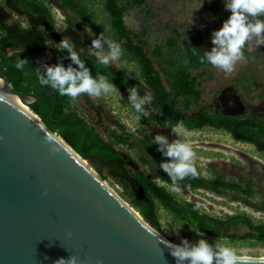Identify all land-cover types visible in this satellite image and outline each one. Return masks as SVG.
Returning a JSON list of instances; mask_svg holds the SVG:
<instances>
[{
  "label": "trees",
  "instance_id": "trees-1",
  "mask_svg": "<svg viewBox=\"0 0 264 264\" xmlns=\"http://www.w3.org/2000/svg\"><path fill=\"white\" fill-rule=\"evenodd\" d=\"M6 1L10 6L11 14L27 15L32 19L39 18L41 25L46 28L44 32L38 34L42 39V50L48 47V42L60 39L57 35L52 34L55 30L54 20L43 2L40 0ZM56 1L60 3L62 10L71 12L80 23L89 27L93 32H97L92 15L84 7H81L80 1ZM104 1L105 10L112 18V27L116 31L117 41L140 65L144 86L126 72L114 69L112 65L104 67L98 64L96 57L90 54L85 46L82 48L77 44L76 50L94 76L98 72L106 75L116 85L126 102L129 95L128 90L131 87H137L141 95L145 91H151L156 99L151 106H147L150 115L142 117L146 121L164 123L172 127L177 122H182L185 130L190 132L205 127L222 129L229 132L235 140L250 143L258 150L264 151L263 121H257L253 117L203 110V96L206 87H203L201 79L209 74L211 65L201 64L200 57L205 51L204 45L212 31L202 37L193 31L186 33L188 36L182 41V49L177 48L178 41L172 38L165 45L151 46L146 40L147 31L136 32L128 27L125 20L126 14L131 8L141 7L146 0ZM204 1H206L215 21L213 31L217 30L230 14L225 10L223 0ZM9 17L10 14L6 12H3V16L0 17V76L3 72L7 82L12 84L17 93L44 97L51 89L40 85L35 69L29 64L31 61L23 71H19L15 68L17 59L15 53L5 50L13 45L16 33H27L18 31L12 23L10 24ZM66 19L67 23L72 22V19ZM80 49L83 51L81 52ZM54 53L55 57L49 59L47 64L59 63L60 59L66 55L58 49ZM174 54L176 57H173ZM20 58L31 59L30 54L26 55L24 52L20 53ZM63 62L67 66L71 61L64 59ZM53 95V99L45 97L31 109L53 133L61 136L76 153L89 161L97 172L104 174L107 170L109 176L114 177L127 192L131 203L152 228L160 229L157 205L161 204L194 229L208 236L232 241L264 243V224H256L249 217L243 215L218 219L200 214L191 206L177 201L168 190L160 186L157 180L169 186L173 185L167 174L159 167L160 162L167 158L157 151L158 146L152 145L151 139L146 136L135 138L126 132L124 126L117 124V129L112 132L110 140L107 141L85 119L81 118L79 111L75 108L78 98L73 102L69 97H62L57 92L53 91ZM81 96L88 97L84 94ZM128 105L131 107L130 104ZM132 110L134 111V109ZM117 146L129 149L138 146V161L146 167L149 166L148 171L154 173L141 170L138 161L133 160ZM197 171L199 173L197 177H187L183 181H179L176 186H189L195 190L224 195L232 201L239 200L237 195L249 196L252 194V187H249V184L242 185L227 181L220 175L213 179H207L201 175L198 168ZM244 201L256 211L264 214V201L260 205Z\"/></svg>",
  "mask_w": 264,
  "mask_h": 264
},
{
  "label": "rangeland",
  "instance_id": "rangeland-1",
  "mask_svg": "<svg viewBox=\"0 0 264 264\" xmlns=\"http://www.w3.org/2000/svg\"><path fill=\"white\" fill-rule=\"evenodd\" d=\"M40 1L45 4L53 16L57 30L55 31L58 35H65V33L79 35L87 50L92 40L101 32L117 41L116 31L112 27V18L105 10L104 0H78L81 7L92 15L97 27L96 33L80 23L74 14L62 10L60 3L56 0ZM124 1L126 0H121V2ZM0 8L10 16L14 14L10 13V6L6 0H0ZM65 18L72 19V22L67 23ZM125 20L128 27L136 32L146 30V40L151 46L165 45L172 38L178 41L177 48L179 49H182V41L188 36L186 33L193 31L202 37L213 31L215 26L214 18L204 0H146L141 7L131 8ZM40 30L45 31L41 27ZM63 38L50 42L54 50H56V44ZM72 41L74 42L73 39ZM212 46L211 38H209L204 48L210 50ZM173 57H176V54ZM118 64L119 68L112 67L126 72L144 86L139 63L125 50ZM201 82L203 87H206L203 96L204 111L253 117L257 121L264 122V45L257 46L255 39L246 45L244 59L236 64L233 72L225 73L211 66L209 74L202 78ZM93 102L101 112L97 111L86 97L82 96L78 97L75 108L79 111L81 118L85 119L107 141L110 140L112 132L117 129V124H123L126 132L135 138L146 136L153 140L157 133L167 135L170 140L177 138L172 133V126L168 124L138 120L137 114L117 89L111 95L97 98ZM30 110L33 111L31 108ZM185 131L190 134L184 135L182 139L189 143L196 153L195 166L204 178L213 179L220 175L227 181L242 185L249 184L248 186L252 187V194L237 195L239 200L232 201L224 195L195 190L188 186H176L179 191H174L173 187L162 185L160 180H157V183L165 187L177 201L191 206L200 214L218 219L243 215L256 224H264V214L256 211L244 201L247 200L253 205H260L264 201V151L258 150L250 143L235 140L229 132L222 129L205 127L197 131ZM117 148L138 161V146L134 149L121 146ZM82 160L122 200L137 210L126 192L108 176L97 172L89 161ZM138 163L141 170L154 173L148 171L149 166L146 167L139 161ZM157 215L160 229H153L173 243H180L184 238L193 243L201 238L207 239L210 243L217 239L206 234L203 237L198 236L190 224L161 204L157 205ZM174 230H178V234L174 233ZM223 241L234 250L238 257L264 258V243Z\"/></svg>",
  "mask_w": 264,
  "mask_h": 264
},
{
  "label": "water",
  "instance_id": "water-1",
  "mask_svg": "<svg viewBox=\"0 0 264 264\" xmlns=\"http://www.w3.org/2000/svg\"><path fill=\"white\" fill-rule=\"evenodd\" d=\"M65 36L83 48L79 35H57ZM3 74L0 264H55L71 255L79 264H176L165 244L169 240L135 216L36 113L26 112L8 97L13 94L31 108L45 97L53 98V92L44 97L17 93ZM47 135L56 137L60 151H52ZM104 174L126 192L107 170ZM237 264H264V258L239 257Z\"/></svg>",
  "mask_w": 264,
  "mask_h": 264
},
{
  "label": "clouds",
  "instance_id": "clouds-1",
  "mask_svg": "<svg viewBox=\"0 0 264 264\" xmlns=\"http://www.w3.org/2000/svg\"><path fill=\"white\" fill-rule=\"evenodd\" d=\"M223 3L230 15L219 29L211 32L213 46L203 52L200 63L231 73L236 64L244 59V49L250 41L255 39L257 46L264 45V0H223ZM56 49L66 54L59 63L51 65L44 63L34 70L41 86L50 88L62 97H69L73 102L82 94L95 100L111 95L117 89L106 75L99 72L95 76L92 74L70 37L65 36L56 44ZM23 51L24 48L21 46L15 53L17 57L15 68L19 71H23L29 62L27 58H20ZM88 52L104 67L112 65L119 68L118 61L124 55L121 43L103 32L92 40ZM64 59H70L71 62L65 66ZM128 92L127 102L138 114L137 119L148 117L150 111L147 106L154 103L156 99L154 94L145 91L141 95L137 87H131ZM3 97L4 93L0 92V99ZM171 130L176 139L170 140L167 135L157 133L152 145H157V151L167 158L160 162L159 167L171 180L173 190L179 191L176 187L179 181L187 177L195 178L199 173L195 166L196 153L191 145L182 139L184 135L190 133L185 131L182 122H177ZM45 142L52 146L53 152L61 150L55 136L47 135ZM192 230L198 236H204L199 230L194 228ZM174 233L178 234V230H174ZM165 244L176 264H237L239 259L234 250L221 239H215L210 243L207 239L201 238L193 243L184 238L180 243L165 241ZM55 264L79 262L75 255H71L67 259H58Z\"/></svg>",
  "mask_w": 264,
  "mask_h": 264
},
{
  "label": "flooded vegetation",
  "instance_id": "flooded-vegetation-1",
  "mask_svg": "<svg viewBox=\"0 0 264 264\" xmlns=\"http://www.w3.org/2000/svg\"><path fill=\"white\" fill-rule=\"evenodd\" d=\"M14 16V15H13ZM17 18V16H16ZM24 22L21 24L15 23L11 20V16L8 18V22L13 24V26L18 29V31H24L27 33H16L14 36V43L12 46L7 47L5 50L9 53H16L17 50L23 46L24 54H30L29 64L34 69L40 67L41 64L46 63L49 59L55 57V50L52 48L50 42L47 43L48 47L42 50V39L38 35L39 32L42 33L40 27L46 29L44 25H41L39 18H30L24 15ZM53 35H58L57 32L52 33ZM66 35V33H65ZM68 37V36H67ZM16 51V52H15ZM53 92V91H52ZM54 98V95H53ZM51 98V99H53Z\"/></svg>",
  "mask_w": 264,
  "mask_h": 264
},
{
  "label": "bare ground",
  "instance_id": "bare-ground-1",
  "mask_svg": "<svg viewBox=\"0 0 264 264\" xmlns=\"http://www.w3.org/2000/svg\"><path fill=\"white\" fill-rule=\"evenodd\" d=\"M2 79H0L1 81ZM8 97L17 105L19 106L20 108H22L23 110H25L26 112L34 115V112L30 110L29 106L24 103L21 99H19L17 96L13 95V94H10L8 93ZM60 140V139H59ZM63 144L64 142L62 140H60ZM67 148H69V150H71V152H73V150L67 146ZM73 154H75V152H73ZM75 156L82 162V164H84L85 166H87L86 162L83 161L82 159H80L76 154ZM112 190V189H111ZM114 192V191H113ZM116 194V193H115ZM117 195V194H116ZM118 196V195H117ZM120 198V196H118ZM120 200L125 204V206H127L131 212H133L135 214V216H137L139 219H142L144 220L143 216L140 214L139 211H137L136 209H134L131 205H129L128 203H126L124 200H122L120 198ZM145 221V220H144Z\"/></svg>",
  "mask_w": 264,
  "mask_h": 264
},
{
  "label": "built area",
  "instance_id": "built-area-1",
  "mask_svg": "<svg viewBox=\"0 0 264 264\" xmlns=\"http://www.w3.org/2000/svg\"><path fill=\"white\" fill-rule=\"evenodd\" d=\"M14 15V16H13ZM12 16H11V20L13 21V22H15V23H22V22H24L25 20H24V15H19V14H17V13H14ZM16 16H17V18H16ZM53 17V16H52ZM17 19H20V20H17ZM53 20H54V18H53ZM65 20H66V18H65ZM54 27H56L55 26V23H54ZM55 30H56V28H55ZM54 30V32H56ZM141 119H143V118H141ZM144 120V119H143ZM122 126H123V124H121ZM125 127V126H124ZM162 185H165V186H167V187H173V186H169V185H167L166 183H163L162 182ZM163 187V186H162ZM189 187V186H188ZM165 188V187H164ZM191 188V187H190ZM166 189V188H165ZM167 190V189H166ZM204 191V190H203ZM214 238V237H213ZM217 239H220V238H217ZM221 240H228V239H221ZM229 241H232V240H229ZM239 242V241H238ZM242 242H244V241H242ZM253 242V241H252Z\"/></svg>",
  "mask_w": 264,
  "mask_h": 264
}]
</instances>
